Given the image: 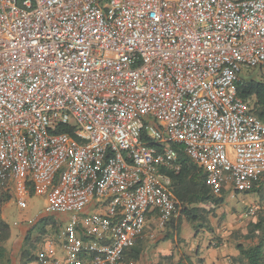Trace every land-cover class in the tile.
<instances>
[{"label":"built area","instance_id":"1","mask_svg":"<svg viewBox=\"0 0 264 264\" xmlns=\"http://www.w3.org/2000/svg\"><path fill=\"white\" fill-rule=\"evenodd\" d=\"M250 69L264 79V0H0V189L68 217L38 264H122L179 213L180 150L215 190L262 180Z\"/></svg>","mask_w":264,"mask_h":264},{"label":"rangeland","instance_id":"2","mask_svg":"<svg viewBox=\"0 0 264 264\" xmlns=\"http://www.w3.org/2000/svg\"><path fill=\"white\" fill-rule=\"evenodd\" d=\"M246 79L254 81H264L257 69H250L245 72ZM257 186V192L246 194L244 192H235L230 188H224L225 195L223 203L218 206L212 216L204 222L199 221L197 225L180 219L179 213L172 219V223L159 229L156 223L150 221L146 224L140 240L142 245V254L140 259L134 264H150L151 257L159 244L164 240L171 239L169 246L174 252L175 259L181 260L183 264H200L197 257L204 249L208 250L215 246L224 245L228 252L237 253L235 246L241 244L247 248L254 245L255 241L242 239L241 230L253 219L264 212V178L260 180ZM31 190L23 186V189L15 182L9 181L5 184V190L11 195V200L6 203L0 215H3L4 221L9 225V240L3 245L5 253L10 259L11 264H19V255L22 248H28L31 253L38 256L42 252L43 244L46 240H52L59 243L63 237L64 229L68 217L64 215H45L46 197L35 194L33 187ZM18 199H23L25 208L20 209L17 206ZM251 211V212H250ZM52 218L55 222V228L52 225L46 227V233H40L34 230V226L40 219ZM28 235L29 244H24V239ZM213 246V247H215ZM218 247V246H216ZM233 264H246L245 261L237 257H230ZM0 264H2L0 262Z\"/></svg>","mask_w":264,"mask_h":264},{"label":"trees","instance_id":"3","mask_svg":"<svg viewBox=\"0 0 264 264\" xmlns=\"http://www.w3.org/2000/svg\"><path fill=\"white\" fill-rule=\"evenodd\" d=\"M242 76L237 85V95L244 101H249L253 113L259 120L264 122V81H254ZM59 132L68 133L72 136L71 127H60ZM178 162L181 167L178 173H167L171 181L172 193L181 208L180 219H185L187 223L197 225L199 221L204 222L212 216L214 210L223 203L225 191L223 188L215 190L206 183L204 172L193 165L180 151H178ZM261 181L253 183L244 193L257 192V186ZM28 190L29 184L26 185ZM11 200V195L5 190V185L0 189V211L1 208ZM172 223V220L169 222ZM168 223V224H169ZM52 225L55 228V222L52 218L40 219L34 226V230L40 235L46 233L47 226ZM241 238L244 240L255 241L250 247H243L237 244L235 249L242 261L246 264H264V212L257 218H253L246 227L241 230ZM141 237V236H140ZM140 237L134 245L125 253L122 264L136 263L142 254V245ZM10 238V228L0 216V262L2 264H11L6 255L3 245ZM24 244H29L28 235L24 239ZM27 248H22L19 255V264H38V257L33 255ZM150 264H183L181 260L175 261V255L172 250H163L156 248Z\"/></svg>","mask_w":264,"mask_h":264},{"label":"crops","instance_id":"4","mask_svg":"<svg viewBox=\"0 0 264 264\" xmlns=\"http://www.w3.org/2000/svg\"><path fill=\"white\" fill-rule=\"evenodd\" d=\"M25 185H27V184H25ZM0 216H1L2 220L4 221L3 215L1 214ZM10 232H12L11 229H10ZM170 241H171L170 238L167 240H164V242L159 244L158 248L163 249V250H172L171 247L169 246ZM211 245H212V247H210L208 250H205V249H204V251L202 250L201 254L197 257V259H199L200 264H233V260L230 257L235 258V257H237L238 253L235 252V254H233L231 252H228L226 247H225V244L223 246L217 244L216 246H218V247H216L213 243H211ZM213 246H215V247H213ZM179 260H180V258L175 259V261H179ZM184 262L187 264L186 260Z\"/></svg>","mask_w":264,"mask_h":264}]
</instances>
